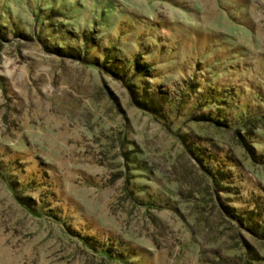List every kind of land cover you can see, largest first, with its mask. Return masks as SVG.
Instances as JSON below:
<instances>
[{
	"label": "rangeland",
	"instance_id": "obj_1",
	"mask_svg": "<svg viewBox=\"0 0 264 264\" xmlns=\"http://www.w3.org/2000/svg\"><path fill=\"white\" fill-rule=\"evenodd\" d=\"M0 26V264H264V241L221 209L264 189V164L236 136L250 132L264 156V0H0ZM55 44L85 60L47 51ZM109 44L154 68L169 127L99 69ZM194 90L224 104L200 107ZM206 112L225 125L198 121ZM180 136L229 168L234 194L222 198ZM124 182L155 205L132 202Z\"/></svg>",
	"mask_w": 264,
	"mask_h": 264
},
{
	"label": "trees",
	"instance_id": "obj_2",
	"mask_svg": "<svg viewBox=\"0 0 264 264\" xmlns=\"http://www.w3.org/2000/svg\"><path fill=\"white\" fill-rule=\"evenodd\" d=\"M91 34V32H82L81 37L83 42H92L93 37L91 36ZM46 49L47 51L54 53L58 56L74 58L82 61L85 60L84 53H80L77 48L63 47L55 44L54 46L46 47ZM117 50L118 48L116 49L114 44L104 46V48L100 52L102 61H98L97 65L99 69L103 71V74L113 77L127 89L129 99L136 108L149 114L154 119H157L158 122L163 124L165 127H169L170 120L168 116H170L169 114L172 112V109L169 106L165 107L166 104L170 103L168 102L169 97L164 91V88L159 87L158 85H151L149 83V81H151L152 79L151 71L154 70V68L149 62L141 60L143 58L141 53L136 52L129 58H126L117 54ZM189 84L190 88H192L193 85L191 83H188V85ZM190 95H195V103H197L200 107H203L205 106V104L210 103L214 105L218 104V106H214V109H219V107L224 104V100H218V91L217 93H213L209 96H206L208 95L207 92L205 94L201 92L196 93V90H194V92ZM196 117L198 121L208 122L213 126L221 127L225 125L223 118L221 120H218L215 116H211L209 112L198 114V116ZM245 120H248V118H246ZM261 122V125L264 126V118L261 119ZM245 135H247L248 137L251 136L250 132L245 133ZM236 136L238 138V143L250 157L252 162L258 165H263L264 156L262 154L255 153V149L253 147L255 145L251 143V141L249 143V141L247 140V136L245 138L243 135H241L240 132H237ZM180 139H182V143L187 153L190 154L192 158L196 161L202 171V174H204V176L210 181V183L212 185H218L219 187H221V191H227L225 193L226 195H221L222 198H229L230 194H234L233 192H230L233 189L232 187H234L233 185L223 184L228 183L225 179H227L228 181V178L230 176V173L228 171L229 168H227L228 170L225 169V171L216 170V167L220 165L217 159L213 161V164L210 162V164L205 161L203 162L202 158H200L201 155L207 158L204 154L203 148L198 146L194 142L191 144L185 142L184 136H180ZM230 165H232V167H237L236 164ZM211 168H213V170ZM225 172L227 175L225 174ZM221 175L224 176L221 177ZM10 184L11 182L8 183V188L12 191L11 195L18 205H20L24 209H27L35 215H40L42 213L40 209L37 210L33 207V200L31 199V197L21 195L20 193H15V191L11 187L12 184L11 186ZM123 191L127 195V198H129L134 203L141 205L147 204L151 206L155 205L152 202H144L141 200H137L135 195H133V192H135L136 190L134 191L128 188L127 182H124ZM252 194L253 193H251V195ZM238 203L240 204L237 205ZM221 209L223 214L227 217V221L231 224V226L235 229L236 232L244 231L249 235L253 236L254 238L264 241L263 188L260 187V192L258 190V194L255 193L254 195H252L249 200L237 201L233 199L226 205L221 204ZM75 235L76 237H78V239L84 246L89 247L91 249L95 248L94 242H92V240H90L87 236H81L78 234ZM98 251L103 252L105 256L122 259L121 256L111 255V253L107 249H99ZM251 255V261H257L258 259H260L258 256H256L255 253ZM243 263L247 264L246 262ZM249 263L253 264V262ZM258 263L260 264V262Z\"/></svg>",
	"mask_w": 264,
	"mask_h": 264
}]
</instances>
